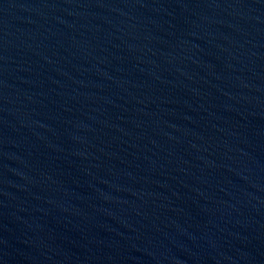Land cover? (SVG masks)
Returning <instances> with one entry per match:
<instances>
[{
  "label": "water",
  "instance_id": "water-1",
  "mask_svg": "<svg viewBox=\"0 0 264 264\" xmlns=\"http://www.w3.org/2000/svg\"><path fill=\"white\" fill-rule=\"evenodd\" d=\"M0 264H264V0H0Z\"/></svg>",
  "mask_w": 264,
  "mask_h": 264
}]
</instances>
